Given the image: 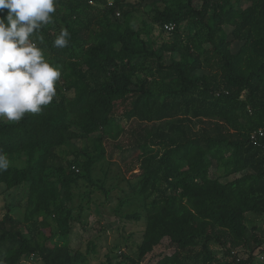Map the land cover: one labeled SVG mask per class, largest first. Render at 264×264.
I'll return each mask as SVG.
<instances>
[{
  "label": "trees",
  "instance_id": "1",
  "mask_svg": "<svg viewBox=\"0 0 264 264\" xmlns=\"http://www.w3.org/2000/svg\"><path fill=\"white\" fill-rule=\"evenodd\" d=\"M143 1L151 18L139 26ZM53 16L39 47L61 70L57 96L0 120V150L23 164L0 185L28 187L23 219L3 207L0 264H90L98 245L71 248L70 204L80 180L100 189L93 171L106 159L137 181L140 209L124 219L145 222L135 257L100 264H144L164 240L174 252L155 264H257L264 228L250 230L247 214L264 222V137L251 140L264 130V0H57Z\"/></svg>",
  "mask_w": 264,
  "mask_h": 264
},
{
  "label": "rangeland",
  "instance_id": "2",
  "mask_svg": "<svg viewBox=\"0 0 264 264\" xmlns=\"http://www.w3.org/2000/svg\"><path fill=\"white\" fill-rule=\"evenodd\" d=\"M133 1L141 2V0ZM245 7V3L240 5L241 9ZM135 18L139 26L142 21L150 23L151 6L149 2H142L141 10L136 14ZM225 29L231 38V27H226ZM67 95L71 96V93ZM98 135L99 134H96V136ZM74 151L75 148L70 145L69 147L60 148L59 153L65 160L70 161L75 158L73 155ZM8 158L10 161L9 167L23 166L20 161L10 157ZM81 161H83V157ZM213 171L214 170H212V172ZM231 179H226L225 181ZM93 180L99 185L100 189L97 188L94 183L91 184V182L85 179L80 180L74 187L73 202L70 204L73 208V215L75 218L71 233V248L85 251L87 244L90 241H94L98 245V254L97 256H91L90 264H100L107 253H111L114 258L121 252L135 257L137 254V247L142 238V223L145 221L144 219L140 223L126 221L123 216L126 214H133L140 209L139 195L137 191L134 192L137 181L128 182L119 164L109 159L99 163L94 168ZM27 196L28 187L26 185L11 191H7L3 185H0V219L4 214V205L9 206L13 216L23 219L24 204ZM121 201L128 202V205L123 207L121 213L117 214L116 210ZM247 217L249 219L248 227L250 230L254 223L257 227L262 226L264 228L262 219L254 217L251 213L247 214ZM255 234L260 237L259 230H256ZM251 244L253 245L252 242ZM216 251L220 254L219 250ZM173 252L174 249L170 245V242L164 240L152 254L146 257L144 264H155L161 257L170 255ZM238 252L242 253L241 249H239ZM242 256L246 255L242 253ZM262 256H264V253H262ZM258 257L260 258V254ZM21 264L42 263L36 260L24 259ZM262 264H264V262Z\"/></svg>",
  "mask_w": 264,
  "mask_h": 264
},
{
  "label": "clouds",
  "instance_id": "3",
  "mask_svg": "<svg viewBox=\"0 0 264 264\" xmlns=\"http://www.w3.org/2000/svg\"><path fill=\"white\" fill-rule=\"evenodd\" d=\"M57 0H0V120L19 122L39 114L57 96L61 70L45 58L40 30L54 22ZM70 33L61 28L56 48L69 45ZM10 161L0 150V172Z\"/></svg>",
  "mask_w": 264,
  "mask_h": 264
},
{
  "label": "built area",
  "instance_id": "4",
  "mask_svg": "<svg viewBox=\"0 0 264 264\" xmlns=\"http://www.w3.org/2000/svg\"><path fill=\"white\" fill-rule=\"evenodd\" d=\"M92 3V2H91ZM113 4V0H109V5H112ZM114 18H120L121 17V13L120 11L116 10L115 13H114ZM165 30L168 31V32H171L174 30V26L173 25H165ZM264 137V130L263 129H259V130H256L252 133L251 135V140L257 144L258 141ZM264 262V257L261 256L258 260V263L257 264H262Z\"/></svg>",
  "mask_w": 264,
  "mask_h": 264
}]
</instances>
